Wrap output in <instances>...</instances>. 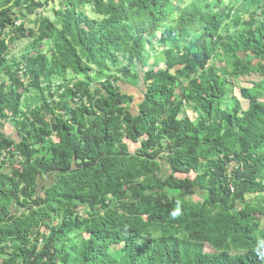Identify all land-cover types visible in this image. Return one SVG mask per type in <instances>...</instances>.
I'll return each instance as SVG.
<instances>
[{"label":"trees","instance_id":"trees-1","mask_svg":"<svg viewBox=\"0 0 264 264\" xmlns=\"http://www.w3.org/2000/svg\"><path fill=\"white\" fill-rule=\"evenodd\" d=\"M49 1L0 0V264H264V0Z\"/></svg>","mask_w":264,"mask_h":264},{"label":"rangeland","instance_id":"rangeland-1","mask_svg":"<svg viewBox=\"0 0 264 264\" xmlns=\"http://www.w3.org/2000/svg\"><path fill=\"white\" fill-rule=\"evenodd\" d=\"M63 0H50L48 2V5L46 6L45 10L40 11L41 14L45 15L46 18H49L50 20H54L53 17V13L52 10H57L58 8H60V4ZM192 2V0H183L181 3H179V5H181V8H185L188 5H190ZM224 5H227L229 0H224ZM240 10V9H239ZM19 12V11H17ZM84 12L86 13V15L88 17H90L91 19H97L99 18L98 15H96L90 6H87L84 10ZM34 17H28L27 20L25 21L26 23V27L27 28H33L34 27ZM20 24V23H19ZM40 29L42 28L41 26L39 27ZM29 45V41L23 40V41H17L14 42L13 44H10V58H14V59H20L21 55L23 53H25L24 51L26 50V48H28ZM154 47L156 48V51L153 52L151 51L150 56L156 57L157 54L162 51V46L159 45V43L154 44ZM159 55V54H158ZM153 63V62H152ZM153 65V64H152ZM150 65V66H152ZM159 68H163V64L160 63ZM138 72L140 74L139 77V81L137 84H135L134 86H132V84L129 85H125L123 82V87L127 86V88L125 89L126 93L129 94L130 96H132L134 98V103L132 104L131 108L134 114L137 113V104L140 103L141 98H142V93L144 92V85L142 83V74H141V69H138ZM73 75H68V79H72ZM3 81H7V77L0 75V83ZM263 79L259 76V75H251L248 77H240V78H236V79H231V84H232V93H231V98L234 100H237L238 103H240L242 110H247L248 108V103L246 100H244L240 94V90L241 89H252L254 88V85L256 84H260L262 83ZM55 87L58 88V81L55 80L54 82ZM254 91V90H252ZM38 93L36 91H34L33 89H31V91L26 95L25 99H24V108L27 107H33L35 105L38 104ZM232 103V100H228L225 104V106H229ZM187 117H189L192 120L196 119V116L193 114V112L191 111L190 108H187L185 110ZM4 133L7 134L9 137L15 138L16 137V132L15 129L11 126V124H6L4 126ZM127 144L129 146V150L130 151H136L137 148L139 147L138 145H134L133 143H130L127 141ZM193 178V175H192ZM194 200H198L199 198L194 196L193 197ZM262 227L264 228V222L261 223ZM207 251H210L209 249ZM211 254H213L212 252H210Z\"/></svg>","mask_w":264,"mask_h":264},{"label":"crops","instance_id":"crops-1","mask_svg":"<svg viewBox=\"0 0 264 264\" xmlns=\"http://www.w3.org/2000/svg\"><path fill=\"white\" fill-rule=\"evenodd\" d=\"M122 85H123V83L119 82V86H120L121 90H123V92H126L125 89L127 88V86L123 87Z\"/></svg>","mask_w":264,"mask_h":264},{"label":"built area","instance_id":"built-area-1","mask_svg":"<svg viewBox=\"0 0 264 264\" xmlns=\"http://www.w3.org/2000/svg\"><path fill=\"white\" fill-rule=\"evenodd\" d=\"M16 24H17V26H20L21 25V24H19V22H17ZM76 101H77V99H76Z\"/></svg>","mask_w":264,"mask_h":264},{"label":"clouds","instance_id":"clouds-1","mask_svg":"<svg viewBox=\"0 0 264 264\" xmlns=\"http://www.w3.org/2000/svg\"><path fill=\"white\" fill-rule=\"evenodd\" d=\"M19 23L22 25V22L21 21H19Z\"/></svg>","mask_w":264,"mask_h":264}]
</instances>
